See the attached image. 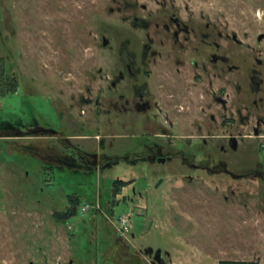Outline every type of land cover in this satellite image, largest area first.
Wrapping results in <instances>:
<instances>
[{"label":"rangeland","instance_id":"1","mask_svg":"<svg viewBox=\"0 0 264 264\" xmlns=\"http://www.w3.org/2000/svg\"><path fill=\"white\" fill-rule=\"evenodd\" d=\"M171 8L264 58V0H0L13 81L0 93V264H159L158 251L163 264H264L263 138L233 152L217 137L215 161L199 160L194 129L156 137L80 101L108 94L121 41L143 42L134 16Z\"/></svg>","mask_w":264,"mask_h":264},{"label":"flooded vegetation","instance_id":"2","mask_svg":"<svg viewBox=\"0 0 264 264\" xmlns=\"http://www.w3.org/2000/svg\"><path fill=\"white\" fill-rule=\"evenodd\" d=\"M158 12L154 18L134 16L131 25L144 33V40L120 42L114 73L107 80L108 94L92 96L88 88L80 101L109 118L107 123L147 132L159 129L156 137L169 138L167 129H194L191 137L197 139L199 160L215 161L216 154L207 147L217 137L226 142L220 146L222 151L233 152L243 138L264 139L261 52L234 33L224 35L215 24L203 25L190 14L185 17L180 9ZM4 48L6 54L0 57L3 95L9 94L8 46ZM218 129L225 134L217 136ZM181 155L184 164L186 154ZM167 160L156 157L158 164Z\"/></svg>","mask_w":264,"mask_h":264},{"label":"trees","instance_id":"3","mask_svg":"<svg viewBox=\"0 0 264 264\" xmlns=\"http://www.w3.org/2000/svg\"><path fill=\"white\" fill-rule=\"evenodd\" d=\"M12 82L9 80L8 90L10 89ZM117 192H118V190H117V182H116V183H114V191H113L114 195H117ZM79 202H80V200L77 196H70L69 197L70 206H68V208L64 212L57 214L56 216H59V218L62 220H68V219L72 218L77 213V207H78ZM250 264H255V263H250Z\"/></svg>","mask_w":264,"mask_h":264},{"label":"built area","instance_id":"4","mask_svg":"<svg viewBox=\"0 0 264 264\" xmlns=\"http://www.w3.org/2000/svg\"><path fill=\"white\" fill-rule=\"evenodd\" d=\"M132 226L131 218L127 216L118 219L117 230L120 235H125L130 232Z\"/></svg>","mask_w":264,"mask_h":264},{"label":"water","instance_id":"5","mask_svg":"<svg viewBox=\"0 0 264 264\" xmlns=\"http://www.w3.org/2000/svg\"><path fill=\"white\" fill-rule=\"evenodd\" d=\"M155 259L159 262V264H163V258L160 251L156 253Z\"/></svg>","mask_w":264,"mask_h":264}]
</instances>
